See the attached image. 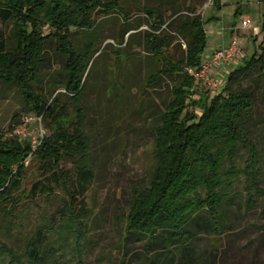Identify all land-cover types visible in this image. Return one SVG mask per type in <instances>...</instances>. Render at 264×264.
<instances>
[{
  "label": "trees",
  "instance_id": "16d2710c",
  "mask_svg": "<svg viewBox=\"0 0 264 264\" xmlns=\"http://www.w3.org/2000/svg\"><path fill=\"white\" fill-rule=\"evenodd\" d=\"M122 1L0 0V21L12 24L13 40L9 49L0 28V94L4 85L18 87L28 111L43 115L48 130L36 150L30 140L8 137L0 130V255L14 259V263L7 264H76L50 241L55 223L34 230L26 237L21 251L3 245L2 230L6 225L21 228L14 215L18 194L34 201L37 196L50 193L52 182L63 185L68 196L58 210L59 222L75 223L72 232L80 257L86 248L85 197L95 174L79 161L86 158L90 148L82 93L93 55L84 53L83 46L75 45L72 37L77 32L94 31L97 17L116 13L130 18ZM136 1L140 5L142 0ZM212 2L216 10L224 6L222 0ZM145 12L155 16L153 10ZM178 14L175 11L173 17ZM157 18L152 25L154 31H146L144 40L147 52L159 61V68L147 76L146 82L158 87L170 79L174 85L156 129L154 171L149 186L134 193L124 238L146 237L147 249L157 250L149 258L151 264L159 262L161 256H165L163 264H186L185 260L190 264L194 239L207 235L216 240L233 231L237 218L234 211L242 206L250 211L258 206L260 197L264 199L263 154L251 129L256 122L254 94L240 82L254 71L264 79V40L260 52L250 58L244 54L228 74L220 93L200 92L191 103L196 84L187 70L201 66L208 46L205 25L216 17L204 20L193 10L192 15L177 16L176 32L186 45L179 59L169 52L173 40L162 33V16ZM45 27L50 30L47 35ZM261 30L264 31V23ZM53 40L56 50L66 57L65 68L53 80V86L46 88L42 72L47 64L49 41ZM59 88L65 92L56 95ZM65 100L71 101L72 109ZM72 114L76 117L71 119ZM66 118L70 119L68 124L63 122ZM31 155L43 178L24 189L25 164ZM66 159L77 164V176L71 181L61 167Z\"/></svg>",
  "mask_w": 264,
  "mask_h": 264
},
{
  "label": "rangeland",
  "instance_id": "374dc122",
  "mask_svg": "<svg viewBox=\"0 0 264 264\" xmlns=\"http://www.w3.org/2000/svg\"><path fill=\"white\" fill-rule=\"evenodd\" d=\"M212 3V0H142L138 5L136 0H123L130 18H122L116 13L107 18L97 17L94 31L77 32L72 37L75 45L83 46L84 53L89 51V55H93L84 77L82 93V104L88 115L85 128L90 148L86 158L77 160L91 167L95 174L85 197L86 248L80 257L72 232L75 223L59 222L58 210L68 196L64 186L56 182L50 183L48 195H39L34 201L18 194L20 200L14 215L21 222V228L6 225L2 230L5 231L3 245L21 251L26 237H30L34 230L55 223V229L49 234L50 241L71 262L151 264L149 258L157 253L156 248L147 249L144 236L125 239L124 228L135 191L149 186L155 165L156 129L160 115L172 97L174 82L165 79L158 87L147 85V76L159 68V61L146 50V31H154L152 25L161 15L164 21L162 33L173 40L169 52L175 59H179L186 48L184 40L179 39L176 32V18L192 15V10L204 20L216 17L205 25L208 46L203 56L211 57L217 50L228 48L235 36L243 46V53L250 58L255 52H260V44L264 40V31L261 30L264 0H222L224 6L221 10L212 8ZM145 9L153 10L155 16L148 15ZM175 11L179 14L173 17ZM247 18L250 19L249 24ZM0 28L5 33L7 47L12 48V24L0 21ZM49 31L45 27L44 35ZM47 53L42 78L45 87L50 88L53 80L64 72L66 57L56 50L55 40L49 41ZM240 82L242 87H250L254 94L256 122L251 129L252 137L260 144L263 154L261 185L264 187V79L254 71ZM195 84L191 103L200 92L215 94L201 80H195ZM222 89H218L216 94ZM60 92L65 90L59 88L56 95ZM65 101L72 109L71 101ZM30 116L35 120L26 123ZM75 117V114L70 116L71 119ZM15 119L19 122L15 123ZM69 120L66 118L63 122L68 124ZM41 124L47 133L43 115L28 111L20 89L15 85H4L0 94V130L8 137L25 139L23 133L37 135ZM25 165L27 176L22 188L30 189L43 177L37 161H32V155ZM76 166L70 159L61 164L69 181L77 176ZM234 212L237 218L233 222V231L216 240L201 235L192 241L193 255L188 257L190 264H264L263 197H260L256 208L246 211L242 206ZM160 258L156 264L164 263L165 256ZM7 262L14 263V259L0 255V264ZM184 263L188 264L187 260Z\"/></svg>",
  "mask_w": 264,
  "mask_h": 264
},
{
  "label": "built area",
  "instance_id": "2783aa9c",
  "mask_svg": "<svg viewBox=\"0 0 264 264\" xmlns=\"http://www.w3.org/2000/svg\"><path fill=\"white\" fill-rule=\"evenodd\" d=\"M247 23H250V19H247ZM243 52V47L239 45L237 37L233 36L228 48L217 50L211 57H206L204 55L201 66L198 68L190 67L187 72L194 77L195 80H201L206 83L216 94V91L223 88L226 84L230 71H232L244 57ZM33 120H35L34 116L27 117L26 123ZM23 134L25 139L31 141L32 148L36 149L41 144L46 132L41 124L38 128L37 135Z\"/></svg>",
  "mask_w": 264,
  "mask_h": 264
},
{
  "label": "crops",
  "instance_id": "0c3cea01",
  "mask_svg": "<svg viewBox=\"0 0 264 264\" xmlns=\"http://www.w3.org/2000/svg\"><path fill=\"white\" fill-rule=\"evenodd\" d=\"M247 19H249V18H247ZM247 21V20H246ZM235 29V28H234ZM243 47V46H242Z\"/></svg>",
  "mask_w": 264,
  "mask_h": 264
}]
</instances>
